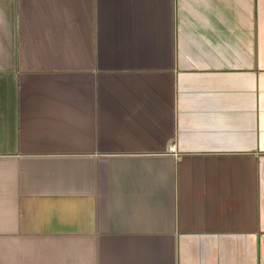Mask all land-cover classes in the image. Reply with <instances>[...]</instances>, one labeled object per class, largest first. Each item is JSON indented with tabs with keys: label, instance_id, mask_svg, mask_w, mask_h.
<instances>
[{
	"label": "crops",
	"instance_id": "obj_1",
	"mask_svg": "<svg viewBox=\"0 0 264 264\" xmlns=\"http://www.w3.org/2000/svg\"><path fill=\"white\" fill-rule=\"evenodd\" d=\"M0 264H264V0H0Z\"/></svg>",
	"mask_w": 264,
	"mask_h": 264
},
{
	"label": "built area",
	"instance_id": "obj_2",
	"mask_svg": "<svg viewBox=\"0 0 264 264\" xmlns=\"http://www.w3.org/2000/svg\"><path fill=\"white\" fill-rule=\"evenodd\" d=\"M170 152L173 155L180 156V154H178V152H176V148L174 146L170 147Z\"/></svg>",
	"mask_w": 264,
	"mask_h": 264
}]
</instances>
